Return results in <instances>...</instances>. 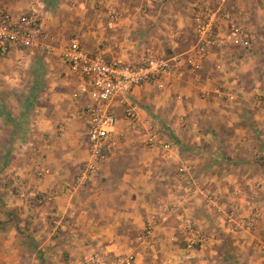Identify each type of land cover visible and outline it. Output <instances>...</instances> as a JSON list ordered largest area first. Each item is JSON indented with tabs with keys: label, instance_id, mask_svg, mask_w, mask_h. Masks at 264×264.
<instances>
[{
	"label": "crops",
	"instance_id": "0c3cea01",
	"mask_svg": "<svg viewBox=\"0 0 264 264\" xmlns=\"http://www.w3.org/2000/svg\"><path fill=\"white\" fill-rule=\"evenodd\" d=\"M40 1L46 0L4 3L19 13L41 5ZM55 1L59 4L56 12L48 7L43 10V25L60 44L71 38L64 36L66 30L80 27L84 46L102 50L108 58L136 62L146 52L178 55L185 73L167 79L163 86L145 83L133 90L131 99L138 107L144 132L140 134L119 115L118 147L101 162L99 179L72 195L60 192L87 158L83 109L89 98L76 95L81 76L61 58L44 56L49 68L47 87L21 90L24 101L19 97L22 118L28 113L34 118L35 132L25 139L17 136L18 118L5 110L7 100L0 94V122L5 123L4 114L15 119L12 128L0 124V139L6 137L0 143V153H5L1 162L7 161L13 139L22 146L12 150L18 155L16 159L12 156L6 171L8 183L15 178L13 173L20 174L15 178L18 183L13 181L18 186L1 187L0 202L8 210L6 214L15 208L29 218L37 253L47 259L45 263L93 264L92 255L97 252L106 262L95 264H112L117 254H133L132 264L226 263L212 242H223L214 227L227 222L222 216L220 220L215 217L216 211L206 202L208 193L217 194L225 207L236 202L242 215L258 212L253 230L232 235L239 247L250 250L255 243L260 252L264 236V102L257 96H264V0L239 1L241 21L255 35L251 47L210 49L198 70L188 58L194 50L193 15L200 0ZM111 8L120 13L113 22ZM72 16L82 19L80 25L78 19L75 24L70 20ZM222 26L224 30L225 23ZM32 50L14 49L0 59L2 76L24 84L26 73L18 70L31 64ZM52 51L60 57L58 47ZM156 115L168 126L169 137H174L173 150L146 144V127ZM28 145L34 146L33 153L26 150ZM29 155L30 164L26 163ZM187 162L193 165L190 172L181 170ZM41 196L49 200H40ZM12 216L0 218L12 225ZM149 225L152 230L144 235ZM191 238L200 242L197 248L187 247ZM258 262L264 264L263 254Z\"/></svg>",
	"mask_w": 264,
	"mask_h": 264
},
{
	"label": "built area",
	"instance_id": "2783aa9c",
	"mask_svg": "<svg viewBox=\"0 0 264 264\" xmlns=\"http://www.w3.org/2000/svg\"><path fill=\"white\" fill-rule=\"evenodd\" d=\"M227 1L219 0L214 7L205 2L194 12L195 43L193 53L188 58L194 70L202 67L210 49L221 48L223 45L248 49L253 43V31L239 22L226 8ZM109 17L113 22L120 17V13L111 8ZM224 23L226 29L223 30ZM43 39H49L50 42L45 43ZM52 42L53 37L46 34L42 10L37 5L31 6L27 11L15 13L4 0H0V59L8 57L14 49L41 48L52 51L58 47L63 63L82 78L76 95H87L89 98L83 109L87 158L80 164L74 183L66 189L71 192L91 181L98 173L101 162L118 147L117 127L121 118L119 115L129 121L135 129L141 128L138 107L131 99L133 90L145 83L163 86L167 79L183 77L185 68L181 56H162L154 52H146L136 62L111 59L102 50L94 51L85 47L80 34H75L68 42L58 46ZM257 99L264 102V96L261 94ZM146 128V144L149 147L173 150V143L159 131L157 125L150 123ZM192 168L193 165L187 162L181 170L190 172ZM220 201L217 194H206L208 206L222 214L224 219L232 224L233 230L251 231L255 228L258 218L256 210L242 215L236 202L232 201L225 207ZM151 230L152 226L149 225L143 234L146 235ZM193 241L192 238L189 240V247ZM260 246L264 249V236L260 240ZM92 260L106 262L105 257L98 252L92 255ZM133 261V254H117L113 257L112 264H132Z\"/></svg>",
	"mask_w": 264,
	"mask_h": 264
},
{
	"label": "rangeland",
	"instance_id": "374dc122",
	"mask_svg": "<svg viewBox=\"0 0 264 264\" xmlns=\"http://www.w3.org/2000/svg\"><path fill=\"white\" fill-rule=\"evenodd\" d=\"M239 1L240 0H228L226 3V8L233 13L234 17L239 22H241L242 24H244L248 27L249 25L247 23H243L241 21V18H240L241 15L239 13V10H240ZM40 2H42L41 3L42 6L40 4L39 5L37 4V6L42 10V12L47 7L54 9L56 12L57 8L59 7V4L55 0H49V1L46 0L45 2H43V1H40ZM203 3L204 2H202L200 0L197 3L198 5L195 7V9L196 10L199 9V7H200L199 5H201V4L203 5ZM209 3H210V6L214 7L219 3V1L210 0ZM232 5H234L236 7V9L232 8ZM42 16H43V13H42ZM78 17H80V16H78ZM77 19L79 22L78 25H80V22L82 21V19L77 18V16H72L70 18V20H72V22L74 24H75V22H77ZM82 29L83 28L79 27L77 30H73L70 32L68 30H66V33H63V34H64V36L66 35L67 38H70V37L74 36L75 34H77L76 32H79V34H81ZM224 29H226V24L224 26ZM249 29L252 30L253 28H251L249 26ZM46 34L51 36V34H48L47 32H46ZM43 40L45 43L50 42L49 39L48 40L43 39ZM55 41L56 40L54 39L52 42L53 45H56V46L60 45V41L59 42L58 41L55 42ZM32 51H33V53L31 55V64L28 63V65L24 69L18 70V73H20V74H22V72L26 73L25 79L27 78V81H25L24 84L20 85V83L17 80L9 81L8 78L2 76L5 73L4 70L1 69V72H0V74H1V76H0V94H2L3 100H7V102H8V103L6 102V106L4 104L5 110L9 109V112L14 114L15 117L18 118L19 123H18L17 127L15 128L17 130L15 132L17 133V136L19 138L22 137L24 139L26 137H30L31 135H33V133L35 131H33V127H34L33 126V119L34 118H32L33 114L28 113V115L23 116V118H22V115H21L22 114V106H21V104H18L19 100L21 99L20 96L23 93L21 90L29 91L30 87H33L34 90H39V88H41V87H42V89L44 87L46 88L49 82H48V78H46L45 75H46V73H48L49 68H48V66L46 67V64H45L46 62H45L44 56H49L52 59L53 58L54 59H57V58L60 59L58 54H53V51H47V49L33 48ZM5 68L7 70V67H5ZM19 97H20V99H19ZM28 100L29 99L27 98V100H26L27 104H29ZM22 101H24V99ZM9 104L11 105L10 108L7 106ZM19 105L21 106L20 108H18ZM6 107H8V108H6ZM29 107H31V106H29ZM17 109L19 110V112H17ZM4 116H5L6 121H5V123L0 122V124L3 125L4 127L9 126L10 128H12L14 120H15L14 116L13 117L11 116L10 120H9V117H7V115L4 114ZM150 121L155 126L157 125L159 131L168 140L172 141V138H174V137H173V135H170L171 137H169L170 130L168 129V126L163 124L160 116H158V115L152 116L150 118ZM139 130H140L139 131L140 134L144 132V130L141 128ZM16 140L18 141V139L12 140L13 143H15V144L12 143L13 145L10 146L11 151H9V153L7 154V159H6L7 161L3 163L0 160V190L1 191L3 190L1 187L10 186L11 189H15L18 186L17 183H18L19 179H15V178L20 177V174L13 173L15 178L14 177L11 178V180H10L11 183H8L10 178H8V173L6 172L9 169L8 167L10 166L11 161L14 160V158L16 159L17 155H18L15 152L11 153L12 150L15 151L19 148H22V146L19 147L17 145ZM2 141L5 143L6 137L1 138L0 143ZM33 147L34 146L28 145L26 147V150L28 152L32 151V153H33L34 152ZM0 149H3V146L0 145ZM4 154L0 153V159H3ZM12 156H15V157L13 158ZM30 156L31 155H29L27 157L26 163H28V164H30V162L32 160V159H29L32 157V156L31 157ZM80 164H78V166H77V171L80 167ZM97 174H96V176H94V178L91 179V181L88 182L89 184L87 183L88 185L91 186L93 184V180H95V178L98 177V179H99L100 176H98ZM3 175H5V176H3ZM74 179H75V177H74ZM74 179L71 180L69 183L65 184L63 186L64 188L62 187L63 188L62 192H60V193H63V192L68 193V191H66V189L69 188L70 185H72L74 183ZM13 181H15L17 183L15 184ZM86 185H84V186H86ZM80 187H83V186H80ZM78 189H79V187L77 189L71 191V192L69 191V194L70 195L74 194L75 191H78ZM43 199L49 200V198H47L45 196H43V197L41 196L40 200H43ZM213 210H215V209H213ZM6 211H8V210L3 209V206L1 205V202H0V215L3 216L4 218H7L8 214L10 213L11 215L13 214L12 218L15 220V222H12V225H6L5 222H3V220L0 218V264H46L45 261L47 259L44 258V256L42 254L40 256L37 253L38 244H37V242H35L33 240V237H32L33 232L31 230V226H30L31 223L28 222V220H27L29 218L24 216L25 213L23 211H18L15 208H12L11 210H9L10 212H7V214H6ZM239 212L242 214L241 211H239ZM219 216L223 217L222 214H220L219 212L216 211L215 217H217L220 220ZM223 219H224V217H223ZM25 220H27V221L25 222ZM191 221L193 223V220H191ZM196 225H198V224H196ZM215 225L216 226L214 228H216V231H217V233L215 235H216V237L217 236L220 237V239H222L223 242H212V245L217 247V249L222 253V255L225 256L226 263H223V264H258V263H260V262H258L259 258H260V256H262V254L264 255V249L261 246L260 247L262 249L260 250V252L259 251L257 252L258 249H255V243H253V246H250V247H252L250 250H244L242 247H239V245H238L239 243H237L235 241L236 238L232 235V234H235L238 236L237 232H239L241 230H239V231L233 230L232 224H230L229 222H227V225L226 224L222 225V226H220V225L218 226V224H215ZM228 225L230 227H228V230H227L226 226H228ZM206 231L207 232L210 231L208 226H206ZM244 237H246V236H244ZM188 243H189V240H188L187 244ZM199 244H200V242L198 240H196V241H193V244L191 247H189L187 245L186 246L190 249L191 248L194 249V248H197L199 246ZM242 251H243V253H241ZM238 252L241 254H239ZM91 263L95 264V261H93Z\"/></svg>",
	"mask_w": 264,
	"mask_h": 264
}]
</instances>
